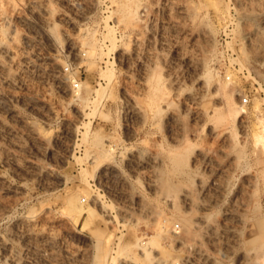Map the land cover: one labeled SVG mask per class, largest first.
<instances>
[{
	"label": "rangeland",
	"instance_id": "374dc122",
	"mask_svg": "<svg viewBox=\"0 0 264 264\" xmlns=\"http://www.w3.org/2000/svg\"><path fill=\"white\" fill-rule=\"evenodd\" d=\"M1 42L0 264H264V0H0Z\"/></svg>",
	"mask_w": 264,
	"mask_h": 264
},
{
	"label": "bare ground",
	"instance_id": "6f19581e",
	"mask_svg": "<svg viewBox=\"0 0 264 264\" xmlns=\"http://www.w3.org/2000/svg\"><path fill=\"white\" fill-rule=\"evenodd\" d=\"M121 6V12L123 13V16L125 15L124 12H126L125 10V7L122 6V5H119ZM126 6V5H125ZM119 9V8H118ZM217 10V9H216ZM217 12V11H216ZM220 11L217 12V14L219 13ZM129 15H132L130 13H128V15H125L126 16H129ZM6 16V15H5ZM129 18V17H128ZM7 20V17L5 18ZM9 19V18H8ZM125 19V18H123ZM9 21V20H8ZM6 22V21H5ZM123 22V21H122ZM125 22V21H124ZM8 23V27H9V22H6V24ZM6 26V25H5ZM10 29V28H9ZM11 30V29H10ZM8 36V35H7ZM86 38V37H85ZM92 37H89L88 40L86 41V46L88 47V55L89 56H92L95 51H96V45H95V41H93L94 39H91ZM85 40V39H84ZM84 43V42H83ZM2 44V42L0 43ZM85 44V43H84ZM101 53V52H100ZM0 54L4 55L5 57L7 58H10V49L8 48L7 44L5 45H2L0 46ZM4 58V57H3ZM1 60V59H0ZM2 63L0 61V71H1V68H2ZM4 69V68H2ZM5 70V69H4ZM4 78V77H3ZM6 78V77H5ZM156 97V96H155ZM195 97V96H194ZM222 118V117H221ZM40 134V133H39ZM263 138V137H262ZM262 141H264V138L262 139ZM110 147V146H109ZM104 150V149H103ZM107 152V151H106ZM176 154V153H175ZM173 156V155H172ZM172 163V162H171ZM174 164V163H173ZM176 165V164H175ZM172 170V169H171ZM173 171V170H172ZM168 173V172H167ZM173 174V173H172ZM160 179V178H159ZM200 186V185H199ZM168 187V186H167ZM170 187V186H169ZM203 188V185L201 186ZM205 187V186H204ZM187 188V187H186ZM169 189V188H167ZM84 194H85V197L88 198V199H91L94 203V201L97 200L98 196L94 195V194H91L89 191L87 190H84ZM194 197V196H193ZM66 201H65V208L66 210L68 211V213L75 218V220H78L79 218H81L84 214L86 215H92L94 213V207L93 206H83L80 199H79V196L78 194H72L70 196H67L66 197ZM171 198V197H170ZM182 199H183V202H186L188 204H192V200L189 196V194L187 192H183V195H182ZM85 200V199H84ZM194 200V199H193ZM195 201V200H194ZM92 205V204H91ZM202 205V204H201ZM199 220H202L199 219ZM213 228V227H212ZM211 230V229H210ZM209 230V231H210ZM215 230V229H214ZM257 231V230H256ZM262 231V230H261ZM213 232V231H212ZM264 233V232H263ZM262 233V234H263ZM264 236V234H263ZM252 237V236H251ZM260 239V238H259ZM255 240V239H254ZM262 240V239H261ZM152 241V239H151ZM153 242V241H152ZM150 243V242H149ZM152 243H150L151 245ZM156 245V243H154ZM149 247L151 248L152 246ZM141 246V245H140ZM143 248V247H142ZM147 248V247H145ZM144 254H147V250L143 249L142 251Z\"/></svg>",
	"mask_w": 264,
	"mask_h": 264
},
{
	"label": "built area",
	"instance_id": "2783aa9c",
	"mask_svg": "<svg viewBox=\"0 0 264 264\" xmlns=\"http://www.w3.org/2000/svg\"><path fill=\"white\" fill-rule=\"evenodd\" d=\"M247 99L246 98H243V102L246 103Z\"/></svg>",
	"mask_w": 264,
	"mask_h": 264
}]
</instances>
